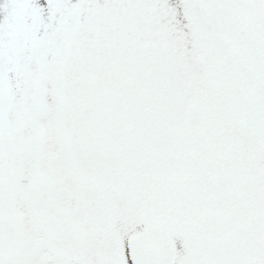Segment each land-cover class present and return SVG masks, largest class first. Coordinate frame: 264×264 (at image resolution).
Masks as SVG:
<instances>
[{"label": "snow or ice", "instance_id": "obj_1", "mask_svg": "<svg viewBox=\"0 0 264 264\" xmlns=\"http://www.w3.org/2000/svg\"><path fill=\"white\" fill-rule=\"evenodd\" d=\"M0 264H264V0H0Z\"/></svg>", "mask_w": 264, "mask_h": 264}]
</instances>
